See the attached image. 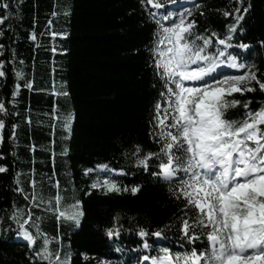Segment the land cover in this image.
<instances>
[{
	"label": "trees",
	"instance_id": "16d2710c",
	"mask_svg": "<svg viewBox=\"0 0 264 264\" xmlns=\"http://www.w3.org/2000/svg\"><path fill=\"white\" fill-rule=\"evenodd\" d=\"M182 1L158 0L163 6L155 8L146 0H0V70L5 72L0 77V101L7 112L0 113L5 122L0 129V166L6 168L0 173V264H46L37 255L44 234L49 249L59 250L67 264H141L144 256H156L162 247L183 252L204 246L202 241L188 245L180 232L181 219L193 212L169 187H175L183 173L171 183L157 179L152 173L159 172V159L153 157L145 171L133 156L137 146L143 156L158 153L163 143L158 142L155 117L157 103L161 114L166 107L160 95L165 89L151 52L156 20L169 26L182 12L191 11L188 19L195 20L197 34L213 40V52L224 49L215 41L228 36V28L235 25L226 55L252 66L264 80V0L242 4L191 0L182 7L172 6ZM169 12L174 15L163 20ZM238 15L243 17L239 23ZM16 72L22 77L17 79ZM29 82L30 88L25 86ZM17 84L18 95L13 97ZM233 96L250 100L253 110L264 104V93L259 91ZM244 111L237 106L227 118L240 119ZM99 164L109 170L97 169ZM86 169L93 171L86 175ZM17 179L22 193L15 191ZM105 179L128 190L105 194L101 188H91L93 182L102 185ZM31 181L45 199L59 190L62 209L79 200L83 211L79 226L58 222L44 204L35 207L39 201L31 202ZM137 185L133 194L131 188ZM17 209L23 215L13 219ZM28 212L33 215L24 227L34 236V225L40 223L41 228L31 247L18 235L17 219L21 223L29 219ZM141 228L148 232L144 240L139 238ZM108 229L119 235L109 238ZM156 231L162 236L152 235ZM145 243L148 254L142 251Z\"/></svg>",
	"mask_w": 264,
	"mask_h": 264
},
{
	"label": "snow or ice",
	"instance_id": "6c2138e0",
	"mask_svg": "<svg viewBox=\"0 0 264 264\" xmlns=\"http://www.w3.org/2000/svg\"><path fill=\"white\" fill-rule=\"evenodd\" d=\"M169 2L174 3L175 0ZM146 3L155 8L163 6L158 0H146ZM237 3L242 4L243 0H237ZM3 6L8 8L7 4ZM235 11L239 13L241 9L236 8ZM173 15L169 12L162 19L170 20ZM224 15L230 13L225 12ZM191 16L192 12L185 10L169 26L156 20L157 31L151 52L157 75L165 89L160 95L165 98L166 107L161 114V104L157 103L155 117L156 127L160 129L158 142L163 143L158 153L149 152L143 156L137 146L133 156L136 157V165L145 171L153 157L159 159V172L152 173L157 179L171 183L173 178L183 173L175 187H169L170 193L177 199H183L185 209L193 212L192 216L181 219L180 232L188 245L202 241L204 246H193L183 252L162 247L156 256L146 255L143 260L151 259L152 264H264V104L253 110L249 107L250 100L242 101L233 96L234 93H264V80L258 78L252 66L237 62L236 56L228 54L226 59H222L227 49L232 47L229 41L235 25L228 28V36L217 37L215 41L224 49L216 48L213 52V40L195 32V20L188 19ZM242 18L238 15L236 22ZM212 35L217 34L213 32ZM239 47L247 48L248 45ZM2 64L0 61V66ZM224 64L232 69L246 70L238 75H220L217 78L214 74ZM4 75L5 72L0 70V77ZM15 75L19 79L23 74L16 72ZM25 86L30 88L31 82ZM19 88L17 84L13 97L18 95ZM62 94L67 95L66 92ZM237 106L245 110L242 118L228 119L227 113ZM0 113L7 115L3 101H0ZM69 123L70 115L64 127L68 128ZM4 126V120L0 119V129ZM97 169L109 170L106 164L97 165ZM5 171L6 168L0 166V173ZM92 171L86 169L85 174ZM16 183L15 191L22 193L19 179ZM30 183L34 189L31 202L39 201L35 207L44 204L45 211L53 213L58 222L63 220L79 226L83 215L79 200L62 209L63 197L59 190L54 197L45 199L35 192L36 182ZM56 187L59 189L58 183ZM91 188H101L105 194L128 190L108 179L102 185L99 181L93 182ZM138 190L139 185L131 188L133 194ZM24 198L29 199L28 196ZM22 215L23 210L17 209L12 218ZM27 215L29 219L22 223L17 219L18 235L31 247L41 236V228L37 223L34 225L36 236L30 233L24 226L30 223L33 213L28 212ZM185 216H188L187 212ZM36 220L42 222L43 217L38 216ZM138 234L145 237L148 232L141 228ZM162 234L161 231L152 233L156 237ZM107 235L111 238L118 236L119 232L108 229ZM49 243L48 236L44 234L41 251L37 253L39 258L46 264H67L66 259L60 258L59 250L53 252L49 249ZM144 247L149 245L145 243Z\"/></svg>",
	"mask_w": 264,
	"mask_h": 264
},
{
	"label": "rangeland",
	"instance_id": "374dc122",
	"mask_svg": "<svg viewBox=\"0 0 264 264\" xmlns=\"http://www.w3.org/2000/svg\"><path fill=\"white\" fill-rule=\"evenodd\" d=\"M226 56L223 57L222 59H226ZM243 72V69L241 70H237V69H232L229 66H227V64L224 65H220L217 73H215L214 75L217 76V78H219L220 75H238L241 74ZM142 251L147 252V248L144 247V244L142 246ZM143 264H152L151 259H149L148 261H143Z\"/></svg>",
	"mask_w": 264,
	"mask_h": 264
},
{
	"label": "water",
	"instance_id": "95a60500",
	"mask_svg": "<svg viewBox=\"0 0 264 264\" xmlns=\"http://www.w3.org/2000/svg\"><path fill=\"white\" fill-rule=\"evenodd\" d=\"M185 2H189V0H185V1H183V3H185Z\"/></svg>",
	"mask_w": 264,
	"mask_h": 264
}]
</instances>
